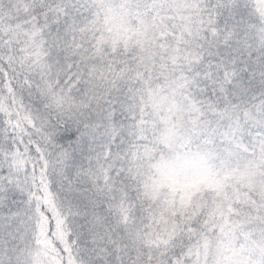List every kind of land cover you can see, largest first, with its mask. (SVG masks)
Here are the masks:
<instances>
[{"label":"snow or ice","instance_id":"6c2138e0","mask_svg":"<svg viewBox=\"0 0 264 264\" xmlns=\"http://www.w3.org/2000/svg\"><path fill=\"white\" fill-rule=\"evenodd\" d=\"M0 264H264V0H0Z\"/></svg>","mask_w":264,"mask_h":264}]
</instances>
